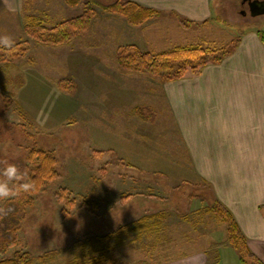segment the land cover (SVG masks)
<instances>
[{"label": "rangeland", "instance_id": "1", "mask_svg": "<svg viewBox=\"0 0 264 264\" xmlns=\"http://www.w3.org/2000/svg\"><path fill=\"white\" fill-rule=\"evenodd\" d=\"M113 1L0 0V36L25 42L24 51L0 50V169L12 163L28 177L32 148L56 158L54 178L32 204L23 205L14 195L0 200V260L53 250L58 254L52 259L33 264H64L76 241L166 211L151 231L140 236L130 231L123 245L113 242L119 262L162 264L206 250L211 258L222 255L219 264H240L229 261L238 253L227 243L225 223L207 210L214 197L189 169L164 98L170 80L147 71L125 72L119 59L135 48L212 49L181 78L192 76L202 70L200 64L233 50L245 32H264V14L252 15L242 0H210L209 15L192 19L132 0L159 10L132 25L102 8ZM82 15L86 28L67 43H45L25 33V24L34 19L53 28ZM60 79L66 89L58 87Z\"/></svg>", "mask_w": 264, "mask_h": 264}, {"label": "crops", "instance_id": "2", "mask_svg": "<svg viewBox=\"0 0 264 264\" xmlns=\"http://www.w3.org/2000/svg\"><path fill=\"white\" fill-rule=\"evenodd\" d=\"M136 1L192 19L209 15L210 0ZM163 88L191 173L230 210L251 252L264 263V43L256 32H245L221 61ZM208 260L206 250H197L162 264ZM229 261L252 264L238 254Z\"/></svg>", "mask_w": 264, "mask_h": 264}, {"label": "trees", "instance_id": "3", "mask_svg": "<svg viewBox=\"0 0 264 264\" xmlns=\"http://www.w3.org/2000/svg\"><path fill=\"white\" fill-rule=\"evenodd\" d=\"M66 1L70 4H75L78 0ZM102 8L106 11L123 15L132 25L143 24L159 13L158 9L144 6L132 0L124 2L114 0ZM86 16L88 17L87 14ZM86 16L82 15L63 21L53 28L46 27L40 21L34 19L25 24V33L29 37L45 43H67L73 34L86 28L88 22ZM258 35L264 43V32H258ZM24 43L23 41L16 42L11 47L0 46V50L5 53L24 51L25 48H22ZM231 51L216 58L213 62L221 61ZM210 52H212V49L201 46H176L172 49L162 51H141L135 48L133 52L130 51L124 57L120 58L119 64L125 72L147 71L152 75H163L162 78L164 80H174L183 77L187 67H195L193 63L199 58H202L204 54ZM206 63L204 62V64L202 63L200 65L205 66ZM174 68L175 71H173ZM65 82L64 79H60L57 82L58 87L66 89ZM11 97L14 98V95L11 94ZM18 109L21 114L25 115L22 107ZM28 160L33 165V171L27 178L31 179L34 187L27 193L21 192L14 195L18 202L26 206L33 203L38 191H40L47 181L53 179L56 174L54 167L56 158L52 153L32 148L29 152ZM207 210L213 213L220 222L225 223L227 243L236 250L241 262L248 263L251 261L252 264H264L251 252L247 244L246 236L243 234L235 217L228 208L216 201L207 206ZM167 215L168 212L166 211L144 214L134 221L120 226L115 231L103 235H96L87 240H78L71 247L74 255L69 256L64 264H122L116 256V246L113 242L116 241L118 245H123L125 243V236L130 231H135L140 236L143 231H151L160 225L161 221ZM13 243H15V240ZM57 254L58 251L53 250L35 257L28 256L25 253L22 256L16 254V256L1 259L0 264H33L35 260L46 262ZM208 258V264H219V255H215L212 258L208 256ZM138 263L150 264L145 260H139Z\"/></svg>", "mask_w": 264, "mask_h": 264}, {"label": "clouds", "instance_id": "4", "mask_svg": "<svg viewBox=\"0 0 264 264\" xmlns=\"http://www.w3.org/2000/svg\"><path fill=\"white\" fill-rule=\"evenodd\" d=\"M14 41L11 37L0 36V46L11 47ZM0 200L7 199L18 193H27L34 187L31 179L25 173H21L15 164L8 163L0 169Z\"/></svg>", "mask_w": 264, "mask_h": 264}, {"label": "water", "instance_id": "5", "mask_svg": "<svg viewBox=\"0 0 264 264\" xmlns=\"http://www.w3.org/2000/svg\"><path fill=\"white\" fill-rule=\"evenodd\" d=\"M252 15L264 14V0H253L250 6Z\"/></svg>", "mask_w": 264, "mask_h": 264}, {"label": "flooded vegetation", "instance_id": "6", "mask_svg": "<svg viewBox=\"0 0 264 264\" xmlns=\"http://www.w3.org/2000/svg\"><path fill=\"white\" fill-rule=\"evenodd\" d=\"M253 0H242V4H247V6H248V8H250V6H251V2H252ZM243 11H245V10H243Z\"/></svg>", "mask_w": 264, "mask_h": 264}]
</instances>
